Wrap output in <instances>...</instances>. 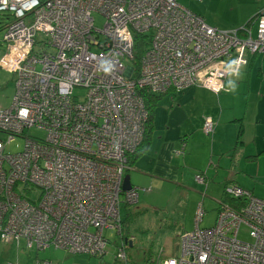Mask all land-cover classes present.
Returning <instances> with one entry per match:
<instances>
[{"label": "built area", "instance_id": "2783aa9c", "mask_svg": "<svg viewBox=\"0 0 264 264\" xmlns=\"http://www.w3.org/2000/svg\"><path fill=\"white\" fill-rule=\"evenodd\" d=\"M0 12L14 18L3 67L17 77L0 108V235L27 250L104 256L105 230L119 232L123 205L139 201L140 190L123 184L145 137V95L193 85L219 93L247 53H264V12L230 30L178 0H0ZM142 36L150 46L137 67ZM213 127L207 119L205 134ZM18 138L23 150L10 153ZM225 192L243 204H220L210 228L199 204L195 229L160 264H264V200L236 185Z\"/></svg>", "mask_w": 264, "mask_h": 264}, {"label": "crops", "instance_id": "0c3cea01", "mask_svg": "<svg viewBox=\"0 0 264 264\" xmlns=\"http://www.w3.org/2000/svg\"><path fill=\"white\" fill-rule=\"evenodd\" d=\"M182 2L184 7L202 17L208 25L221 30L240 28L253 20L257 14L264 12V0H182ZM245 58L246 64L236 76L226 79L224 91L217 95L202 86L190 87L178 93L152 95L159 99L153 112L150 143L147 151L127 171L131 177L133 188L143 191L141 187L153 183L174 184L175 187L182 189L184 196L189 194L196 196L199 203V197H202L203 193L196 185L193 175V171H198L196 176L204 173L209 180L207 194L209 196L220 194V207L226 185L235 184L249 191L250 189H247L249 188V179H263L261 176L264 174L263 165L261 167L258 161L251 162L252 171L250 172L246 165L247 160L249 162V157L262 153L264 155V116L260 115L261 105H257V117L254 123L250 124L253 133L252 143L255 145V149L249 151V144L244 140L247 134L245 123H242L241 126H227L231 129L230 133L226 132L225 127L228 122L225 121L224 116L232 115V112L225 115L226 110L222 104H231L226 95L231 93L245 95L244 91L247 90L249 96V92L253 93L258 90V86L254 89L256 84L264 82V53L256 55L247 53ZM221 94L222 96H220ZM190 95L192 97L188 98ZM162 99H168L169 103L160 110L158 106ZM193 99L192 109H190L187 104ZM234 105L235 100L232 99L231 106ZM207 119L216 123L212 138L203 130ZM245 119L246 117L237 116L232 122L240 123ZM237 127L236 135L235 128ZM182 146L183 151L180 150ZM134 174L136 175L133 177ZM211 186L213 187L211 188ZM220 187L223 188L222 192L219 191ZM250 191L255 195L254 191ZM196 206L197 203H195ZM184 233L186 231L182 234ZM134 238L132 244L130 241V247H134ZM4 244H8L4 247L13 246L16 248L18 255L15 257L17 260H20L27 251H32L25 248L23 241L20 246L13 242ZM122 244H124L122 241L116 244L115 251H108L102 257L91 256L87 253L67 252L62 255L55 254L53 258L46 259L39 255L40 252L45 251H36L29 256V259L23 260V264H38L39 261L44 260L57 264H120L119 259L121 258L118 257V253L122 250ZM159 253V251L155 252V254ZM125 254L128 264H133L129 250ZM108 256L109 259H107ZM145 262L146 255L144 256ZM10 263L19 264L18 261Z\"/></svg>", "mask_w": 264, "mask_h": 264}, {"label": "rangeland", "instance_id": "374dc122", "mask_svg": "<svg viewBox=\"0 0 264 264\" xmlns=\"http://www.w3.org/2000/svg\"><path fill=\"white\" fill-rule=\"evenodd\" d=\"M179 3L184 7L182 0ZM96 25L99 28H102L104 24V19L99 15L95 14ZM14 20V18L9 13L0 12V108H8L11 104V100L15 93L16 85V75L11 74L3 67V60L7 51V44L3 41L6 31L5 27ZM254 34H257V28L254 26ZM126 66L130 65V62H125ZM263 83V84H262ZM261 84L258 83L254 86V89L257 87V91L253 93L246 92L245 95H226L228 101L232 104V99L235 100V105L223 103L224 110H226L225 115H232L227 117L224 116V119L228 124H226V132L230 133L231 129L227 126L239 125L245 123L247 126V134L244 138L249 144V151L255 149L253 142V133L251 130L250 124L254 123L255 118L257 117V105L260 104V115L264 116V82ZM190 87H201L199 85H193ZM188 87V88H190ZM186 88V89H188ZM184 89V90H186ZM208 90V89H207ZM257 93V94H256ZM217 95V93H215ZM222 96V94L220 95ZM192 95L188 96V98ZM194 99L191 100L187 105L192 109V103ZM168 99H162L159 102V109L162 110L168 105ZM248 110V111H247ZM219 116V114H218ZM246 117L242 122H232L235 117ZM205 125V123H204ZM204 130V127H203ZM205 133V132H204ZM238 133V127L235 128V134ZM209 136V135H208ZM214 132L209 136L213 137ZM24 148V139L18 138L14 143L10 144L8 151L10 153L20 152ZM183 146L181 147V151ZM259 164L264 166V155L257 158ZM252 160L248 162L247 167H249V172L252 171L250 164ZM249 165V166H248ZM198 171H193L194 181L197 186L200 187V192L203 193L202 197L200 196L199 203L196 196L189 194L184 196L181 188L175 187L174 184L162 183H153L147 186L141 187L145 191L140 192V198L138 204L130 205L131 212L137 213L142 212V214L137 218L134 223L133 235L136 238V244L134 247L128 248L129 254L132 255L133 264H144L145 252L148 248L153 249V255L157 251L160 252L162 256L170 257L177 256L180 250V238L183 232H192L195 227V218L198 213L199 204L204 212V221L201 224L203 228L213 227L215 224L216 217L218 215L217 210L220 203L219 195L207 194L209 180L206 178V174L201 173L196 176ZM136 174L133 175V177ZM202 176L204 182H201L197 177ZM263 179H249V188L255 192L256 197L264 200V174L261 175ZM213 186H211L212 188ZM133 188V187H132ZM249 190V191H250ZM219 191L222 192L223 188L220 187ZM218 196V197H217ZM219 198V200H218ZM132 203V201L130 202ZM128 203V204H130ZM195 203L197 206L195 207ZM195 207V208H194ZM217 214V215H216ZM136 229H138L137 232ZM135 230V231H134ZM105 237L110 241L108 243L107 252H113L117 249L116 244L121 242L119 233L115 229L105 230ZM240 239L244 241H250L248 232L245 228L242 229L240 234ZM252 241V240H251ZM4 244L1 235H0V264H8L10 262H17L23 264V260L29 259V256L36 253V250L27 251L26 254L22 255L20 260H17L15 256L18 255L17 250L13 246L4 247ZM10 245V244H9ZM62 252V253H60ZM67 253L64 250H58L54 247H51L45 252H40L39 255L46 257V259L53 258L55 254L62 255ZM14 257V258H9ZM110 257L108 256L107 259ZM56 263V262H55Z\"/></svg>", "mask_w": 264, "mask_h": 264}, {"label": "trees", "instance_id": "16d2710c", "mask_svg": "<svg viewBox=\"0 0 264 264\" xmlns=\"http://www.w3.org/2000/svg\"><path fill=\"white\" fill-rule=\"evenodd\" d=\"M149 46H150V37L148 38L147 36H142V37L136 38L135 56L137 59L135 61V64L137 67L140 65L141 57L143 56V54L145 53V51L147 50V48ZM222 91H224V89ZM222 91H220L219 93H221ZM219 93H217V94H219ZM145 98H146V107H147V110L149 113V118H148L147 125H146V132H145L143 144L138 149V151L133 156H131V158H130L129 164L131 167L136 162V160L142 154H144L147 151V148H148L149 143H150L149 138H150V133H151L152 125H153V122H152L153 112L155 110L156 105L158 104V99H159L158 97L152 96L150 94L145 95ZM215 128H216V123L214 122V127H213L214 131L213 132H215ZM262 155H263V153L260 155L254 156V157H249L248 159H249V161L252 160V162H254V161H257V158H259ZM227 186L228 185H226V187ZM229 186H235V184H229ZM226 187H225V190H226ZM225 190L223 192V201L221 202V205H229V206L235 208L237 205L243 204V200H244L243 198L235 200V198L230 197L225 192ZM143 191H145V190H143ZM140 192H139V195H140ZM134 205H136V204H134ZM141 214H142V212H137V213L131 212L130 205H128V204L127 205L124 204L122 207V226H121V229L118 233L120 235L122 243H124V244H122L123 245L122 250L124 251V253L127 252L128 248L130 247V241H132L134 238V235H133L134 227L133 226H134L135 221L137 220V218ZM137 231H138V229H136L135 232H137ZM134 239H135L134 240L135 241L134 245H135L137 240H136V238H134ZM132 243H133V241H132ZM145 253H146L145 254L146 255V262L144 264H160V263H163L165 260V257L160 258L159 254L154 253V255H153L152 247L148 248ZM119 263L120 264H128L127 255L125 256V259H119Z\"/></svg>", "mask_w": 264, "mask_h": 264}, {"label": "water", "instance_id": "95a60500", "mask_svg": "<svg viewBox=\"0 0 264 264\" xmlns=\"http://www.w3.org/2000/svg\"><path fill=\"white\" fill-rule=\"evenodd\" d=\"M132 187H133V185H132V182H131V177H130V175L127 174L125 176V179H124L123 189H124V191H128ZM131 244H132V242H131Z\"/></svg>", "mask_w": 264, "mask_h": 264}]
</instances>
